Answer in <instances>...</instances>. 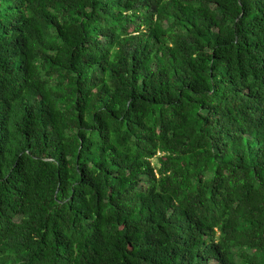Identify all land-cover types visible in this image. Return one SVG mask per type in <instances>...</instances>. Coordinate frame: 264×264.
I'll use <instances>...</instances> for the list:
<instances>
[{"label": "trees", "instance_id": "16d2710c", "mask_svg": "<svg viewBox=\"0 0 264 264\" xmlns=\"http://www.w3.org/2000/svg\"><path fill=\"white\" fill-rule=\"evenodd\" d=\"M0 264H264V0H0Z\"/></svg>", "mask_w": 264, "mask_h": 264}, {"label": "rangeland", "instance_id": "374dc122", "mask_svg": "<svg viewBox=\"0 0 264 264\" xmlns=\"http://www.w3.org/2000/svg\"><path fill=\"white\" fill-rule=\"evenodd\" d=\"M153 163L156 164V160H154Z\"/></svg>", "mask_w": 264, "mask_h": 264}]
</instances>
